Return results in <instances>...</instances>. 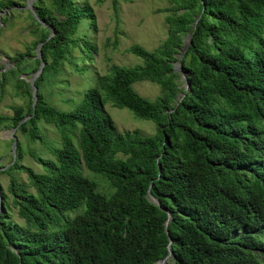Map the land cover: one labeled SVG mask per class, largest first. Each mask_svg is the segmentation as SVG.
Masks as SVG:
<instances>
[{
  "label": "trees",
  "instance_id": "1",
  "mask_svg": "<svg viewBox=\"0 0 264 264\" xmlns=\"http://www.w3.org/2000/svg\"><path fill=\"white\" fill-rule=\"evenodd\" d=\"M15 1L0 0V13ZM167 1L160 10L166 39L154 50L132 45L128 52L142 62L111 65L65 112L46 101L42 87L66 64L81 72L77 59H94V43L76 33L84 19L95 30V13L86 0H35L36 17L48 27L29 11L38 40L0 77L4 91L23 66L36 72L41 60L32 51L43 43L35 114L18 78L16 95L27 94L29 103L0 115V126L41 141L38 123H54L62 145L52 158L35 157L44 167L38 173L22 163L17 137L16 161L0 174L18 171L27 180L11 175L9 194L0 185V264H156L169 252V237L166 264H264V0ZM140 81L157 84L160 94L141 96L133 87ZM107 104L152 121L155 133H119ZM12 205L22 222L12 220Z\"/></svg>",
  "mask_w": 264,
  "mask_h": 264
},
{
  "label": "rangeland",
  "instance_id": "2",
  "mask_svg": "<svg viewBox=\"0 0 264 264\" xmlns=\"http://www.w3.org/2000/svg\"><path fill=\"white\" fill-rule=\"evenodd\" d=\"M85 0H79L83 2ZM95 13L96 28L90 29L89 21L84 19L78 27L76 36L86 37L97 48L92 60L77 59L75 67L66 64L58 74L47 79L42 87L46 101L60 111L70 112L81 103L84 93L97 85L98 77H105L110 71L111 65L134 66L142 60L128 52L134 44H139L147 50L156 49L167 37L166 13L161 12L170 4L167 0H86ZM19 4L13 8H5L0 13V77L11 70L15 65L12 57L25 53L27 47L38 40V36L32 33L34 22L29 17V9L26 8L27 0H16ZM34 3L35 0H32ZM13 9H17L15 11ZM6 18V21H3ZM32 53L37 55V51ZM78 54V52H76ZM32 66L26 65L20 71L8 77L2 91L0 85V115L12 114L15 105L26 106L29 103L27 94L16 95L15 86L18 78L26 82V89L32 88L30 81L34 77ZM11 75V74H8ZM181 87L185 86L181 80ZM134 89L143 97L154 100L160 94V87L150 81H140L133 85ZM117 131L138 132L140 135H152L156 131V125L152 121L137 118L126 108H117L110 104L105 106ZM39 134L42 140H32L22 135L17 130L13 133L12 128L0 126V168H8L13 159L12 143L13 135L22 142L24 158L22 163L31 167L34 171L42 173L44 167L35 157L52 158V149L59 148L61 136L59 129L54 123L40 121L38 123ZM74 144L78 146V137L75 133L70 134ZM84 175L99 183L101 191H108L109 186L100 175L88 171L83 165ZM11 175L17 176L21 181L27 180L25 173L13 171L11 174H0V185L5 193H8V185ZM11 201V199L9 198ZM11 218L22 222L17 215V209L12 205ZM74 214L73 212H71Z\"/></svg>",
  "mask_w": 264,
  "mask_h": 264
},
{
  "label": "water",
  "instance_id": "3",
  "mask_svg": "<svg viewBox=\"0 0 264 264\" xmlns=\"http://www.w3.org/2000/svg\"><path fill=\"white\" fill-rule=\"evenodd\" d=\"M27 4H28V5L26 6V8H28V9L30 10V12L36 17V13H35V10H34V7H33V4H34V3L32 2V0H27ZM36 18H37V20H38L43 26L48 27V25H47L44 21H42V20L39 19L38 17H36ZM196 22H197V21H195V23H196ZM52 35H53V33H50L49 36H48V38H50ZM191 41H192V35H187V36L184 38V45H183V47H182V49H181V52H182V53L185 52L186 48L189 46V44L191 43ZM42 44H43L42 42H39V43H38V46H37V48H36V51H37V55H36V57L39 58V59L41 60V63H40V66H39L38 70L34 73V77H33V78L31 79V81H30V86H31V88H32V91H31V94H32V108H33V114H32V115L35 114L36 104H37V100H38V88H37V86L35 85V80H36V78L42 73L43 68H44V65H45V62H44V60L42 59V51H41ZM178 56L181 57L182 54H178ZM180 65H181V64H180L179 62H176V63L174 64V70H175L176 72L180 71ZM181 80L184 81V83H185V88L188 89V88L190 87V84H189V82H188V80H187V75H186V73L181 72ZM183 95H184V94H183ZM181 99H182V93L180 92L179 95H178V100H181ZM30 117H31V116H27V117L23 118V119L21 120L20 124H21L22 122L26 121L27 119H29ZM12 130H13V133H14V132L17 130V127L12 128ZM12 138H13V139H12V140H13V143H12L13 159H12V161H11V163L9 164L8 167H10V166H11L12 164H14V162L16 161V151H17L18 138H17L16 135H13ZM4 170H6V167H2V168H0V171H4ZM148 196H149L150 200H151L153 203H155V204H157L158 206H160V203L158 202V200H157V199H156V198H155L150 192H149ZM2 208H3V204H2L1 191H0V213H1ZM166 212L168 213V219H167V221H166V223H165V226H166V232H167V234L169 235V231L167 230V226H168V224H169V222H170L171 215H170V212H169L168 210H166ZM169 238H170L169 252H168V254H167L164 258H162V259H160L159 261H157L156 264H159V263L166 264L167 261L172 257V254H173V252L171 251L172 238H171V237H169Z\"/></svg>",
  "mask_w": 264,
  "mask_h": 264
}]
</instances>
